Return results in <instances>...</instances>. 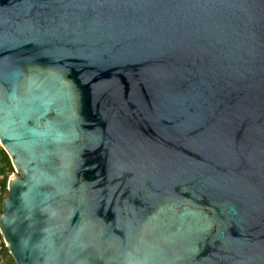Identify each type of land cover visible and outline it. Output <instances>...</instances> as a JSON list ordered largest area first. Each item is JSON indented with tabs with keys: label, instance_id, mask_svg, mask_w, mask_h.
Masks as SVG:
<instances>
[{
	"label": "water",
	"instance_id": "1",
	"mask_svg": "<svg viewBox=\"0 0 264 264\" xmlns=\"http://www.w3.org/2000/svg\"><path fill=\"white\" fill-rule=\"evenodd\" d=\"M0 145L15 264H264V0H0Z\"/></svg>",
	"mask_w": 264,
	"mask_h": 264
},
{
	"label": "trees",
	"instance_id": "2",
	"mask_svg": "<svg viewBox=\"0 0 264 264\" xmlns=\"http://www.w3.org/2000/svg\"><path fill=\"white\" fill-rule=\"evenodd\" d=\"M14 172L13 165L7 152L0 145V212L2 210L3 198L7 195V183L9 176ZM0 257H3L5 264H15L14 259L10 255L3 238L0 234Z\"/></svg>",
	"mask_w": 264,
	"mask_h": 264
},
{
	"label": "rangeland",
	"instance_id": "3",
	"mask_svg": "<svg viewBox=\"0 0 264 264\" xmlns=\"http://www.w3.org/2000/svg\"><path fill=\"white\" fill-rule=\"evenodd\" d=\"M13 173H16L15 172V170H14V172ZM0 264H5V260H4V258L3 257H0Z\"/></svg>",
	"mask_w": 264,
	"mask_h": 264
}]
</instances>
